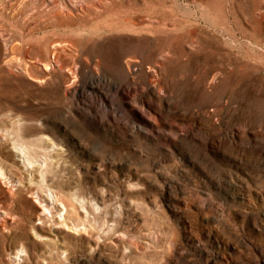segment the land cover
I'll return each mask as SVG.
<instances>
[{"label": "rangeland", "instance_id": "rangeland-1", "mask_svg": "<svg viewBox=\"0 0 264 264\" xmlns=\"http://www.w3.org/2000/svg\"><path fill=\"white\" fill-rule=\"evenodd\" d=\"M51 7L0 0V264H264V0Z\"/></svg>", "mask_w": 264, "mask_h": 264}, {"label": "bare ground", "instance_id": "bare-ground-1", "mask_svg": "<svg viewBox=\"0 0 264 264\" xmlns=\"http://www.w3.org/2000/svg\"><path fill=\"white\" fill-rule=\"evenodd\" d=\"M52 4V10L54 12H64L67 11L68 8L75 5L76 0H50ZM61 45V44H59Z\"/></svg>", "mask_w": 264, "mask_h": 264}]
</instances>
